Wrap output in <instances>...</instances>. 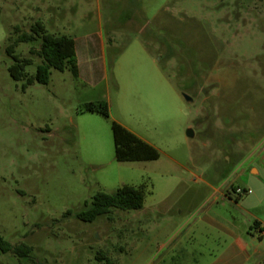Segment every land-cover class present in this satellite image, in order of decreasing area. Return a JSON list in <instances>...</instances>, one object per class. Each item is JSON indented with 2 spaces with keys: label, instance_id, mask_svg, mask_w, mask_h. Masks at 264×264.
<instances>
[{
  "label": "rangeland",
  "instance_id": "obj_1",
  "mask_svg": "<svg viewBox=\"0 0 264 264\" xmlns=\"http://www.w3.org/2000/svg\"><path fill=\"white\" fill-rule=\"evenodd\" d=\"M37 20L77 40L82 76L11 77L6 46ZM39 44L16 47L31 74ZM112 120L159 157L117 160ZM125 184L144 186L142 208L78 218ZM262 184L264 0H0V236L33 247L0 264H212L222 244L224 264H263L264 198L245 203Z\"/></svg>",
  "mask_w": 264,
  "mask_h": 264
},
{
  "label": "trees",
  "instance_id": "obj_2",
  "mask_svg": "<svg viewBox=\"0 0 264 264\" xmlns=\"http://www.w3.org/2000/svg\"><path fill=\"white\" fill-rule=\"evenodd\" d=\"M16 30L18 31L19 27H16ZM11 39L9 38V40ZM38 40L40 41L39 48L37 50L31 48L30 53L38 55L42 59V63L38 65L36 72L31 74L25 68L33 63V58L16 53V47L20 43H34ZM6 52L13 59L9 73L14 80L24 81V89L34 83L48 84L52 68L63 71L69 66L73 74L79 76L75 39L66 34L49 32L41 20L35 21L31 25L30 31H23L11 40L6 46ZM83 109L99 112L106 117L110 116V107L107 102H88ZM111 126L117 160H151L159 157L160 152L155 146L120 122L112 120ZM145 195L144 186L131 184H125L113 193L100 190L93 197L89 207L79 212L77 216L84 221H93L98 216L109 214L114 209H140L144 205ZM32 250L33 247L28 244L13 245L0 236L1 252H13L19 257H29ZM97 257L100 259L105 255L99 251Z\"/></svg>",
  "mask_w": 264,
  "mask_h": 264
},
{
  "label": "crops",
  "instance_id": "obj_3",
  "mask_svg": "<svg viewBox=\"0 0 264 264\" xmlns=\"http://www.w3.org/2000/svg\"><path fill=\"white\" fill-rule=\"evenodd\" d=\"M76 42V52H77V62H78V66H79V76H82L83 74V64L87 63L86 62V58L85 57H81L79 51H78V42L77 40H75ZM88 64V63H87ZM264 198V184H262L259 188V192L258 194L251 198V200H249V202H245L247 205H258L259 203L262 202ZM244 203V202H243ZM243 203L242 202H237V205L239 207H243ZM214 222V225L215 226H218L219 228H217V232L219 235H224L226 232H229L230 235H232L234 238V244H235V247H237L239 250H243L245 247H246V242L241 239L240 236H238V234L236 233V231L231 227L229 226L228 224H226L225 222H223L222 220L220 219H217L215 217L211 218ZM260 225L258 226L260 230H262V228H264V225L261 224V222H259ZM223 241V238L221 239ZM221 246V248H220ZM218 247H214L212 250L215 251V250H218L217 254L215 255V257L217 258L215 261H213L212 264H224L225 260V255H226V246H224L223 244L220 245Z\"/></svg>",
  "mask_w": 264,
  "mask_h": 264
},
{
  "label": "built area",
  "instance_id": "obj_4",
  "mask_svg": "<svg viewBox=\"0 0 264 264\" xmlns=\"http://www.w3.org/2000/svg\"><path fill=\"white\" fill-rule=\"evenodd\" d=\"M237 193H239V194H249V193H251L252 191H251V189H244V188H241V187H238L237 188Z\"/></svg>",
  "mask_w": 264,
  "mask_h": 264
},
{
  "label": "water",
  "instance_id": "obj_5",
  "mask_svg": "<svg viewBox=\"0 0 264 264\" xmlns=\"http://www.w3.org/2000/svg\"><path fill=\"white\" fill-rule=\"evenodd\" d=\"M184 96L187 100L192 101V98L189 95H187L186 93H184ZM188 136H194V131L192 128L188 129Z\"/></svg>",
  "mask_w": 264,
  "mask_h": 264
}]
</instances>
